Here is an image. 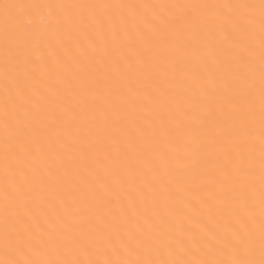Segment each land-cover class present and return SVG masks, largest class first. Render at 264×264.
<instances>
[{
  "label": "snow or ice",
  "instance_id": "6c2138e0",
  "mask_svg": "<svg viewBox=\"0 0 264 264\" xmlns=\"http://www.w3.org/2000/svg\"><path fill=\"white\" fill-rule=\"evenodd\" d=\"M0 264H264V0H0Z\"/></svg>",
  "mask_w": 264,
  "mask_h": 264
}]
</instances>
